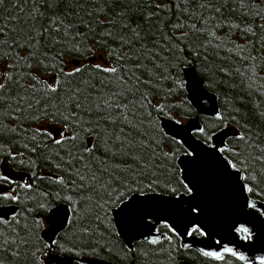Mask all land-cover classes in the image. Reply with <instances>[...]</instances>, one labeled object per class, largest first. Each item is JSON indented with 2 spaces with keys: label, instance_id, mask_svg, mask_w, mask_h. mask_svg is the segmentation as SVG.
<instances>
[{
  "label": "trees",
  "instance_id": "trees-1",
  "mask_svg": "<svg viewBox=\"0 0 264 264\" xmlns=\"http://www.w3.org/2000/svg\"><path fill=\"white\" fill-rule=\"evenodd\" d=\"M0 27V176L9 177L0 179V206H17L0 219V264H46L49 252L117 264H248L185 248L165 223L166 237L130 248L112 212L140 190L189 194L178 164L188 151L162 126L170 118L199 117L204 132L195 135L207 143L234 126L223 153L264 201V0H0ZM189 66L217 96L218 117L189 101ZM61 203L69 222L50 245L44 218Z\"/></svg>",
  "mask_w": 264,
  "mask_h": 264
},
{
  "label": "water",
  "instance_id": "water-1",
  "mask_svg": "<svg viewBox=\"0 0 264 264\" xmlns=\"http://www.w3.org/2000/svg\"><path fill=\"white\" fill-rule=\"evenodd\" d=\"M183 73L188 99L198 114L218 117L217 96L205 87L197 68L186 67ZM162 126L170 137L182 141L187 151L195 153L194 156L183 153L178 158L182 178L193 187V193H146L143 197L139 193L130 195L112 212L119 237L130 248L140 240H159L167 235L159 231L158 226L167 222L175 229L185 248H195L201 253L219 252L222 255L231 254L224 251L231 248L246 258L244 262L260 264L264 258V201L252 197L245 190L248 185L243 173L238 168L235 171L228 169L225 160H231L217 151L224 146L227 138L237 135V129L226 127L213 135L212 143H207L195 135L202 127L199 117L188 118L185 123L170 118L163 120ZM6 173L19 179L30 177L26 173ZM5 190L6 187L0 185V193ZM249 204L255 207H249ZM193 208H199V213H193ZM16 211L15 204L0 206V219H9ZM70 214L69 205L61 203L45 216L42 237L50 245L67 227ZM197 225L207 235H189L192 227ZM239 228H247L251 239H245V233L239 232ZM45 262L117 264L97 257L80 258L52 252L48 253Z\"/></svg>",
  "mask_w": 264,
  "mask_h": 264
},
{
  "label": "snow or ice",
  "instance_id": "snow-or-ice-1",
  "mask_svg": "<svg viewBox=\"0 0 264 264\" xmlns=\"http://www.w3.org/2000/svg\"><path fill=\"white\" fill-rule=\"evenodd\" d=\"M2 32H3V29H2V27H0V33H2ZM182 38H183V34H182ZM96 67L98 69L104 71V72L113 73V74L118 71V69L116 67L101 68L100 65H96ZM80 70H81L80 68H76V69L73 70V72L67 73V75H74L75 72H79ZM4 76H5L6 79L9 78L7 73H5ZM145 83H147V81H145ZM4 87H5L4 84H0V90L4 89ZM49 90L55 92L57 89H56L55 86L49 85ZM77 106H79L78 103H77ZM159 107L161 108V110L163 109V106L162 105L159 106ZM66 119H67V117H66ZM199 131L201 133H203L204 132V129L203 128H200ZM75 138H76L75 136L71 137V139H75ZM64 139H67V137H65ZM64 139H56L55 137H53L54 143H56V144H62L64 142ZM241 139H243V137H241ZM177 142L178 143H182V141H177ZM94 148H95V145L94 144H89V147H88L87 150L89 152H91ZM217 151L223 153L225 151V149L224 148H219V149H217ZM186 154L188 156H194L195 155V153L193 151H191V150H189ZM225 164H226V166H227L228 169H231V170H234V171L237 170V166H236L235 163H233V162H231L229 160H225ZM0 179L7 181V180H9V177H7V176H0ZM81 179H83V177H81ZM93 179H95V177H93ZM152 183H155V181H153ZM152 183H150L149 185H147V187L148 188H151L152 187ZM182 183H183V187L185 188V190L189 194H192L193 193V187L190 186V184L188 182H186V181H182ZM28 187H30V186H28ZM245 190L247 192H249V193L253 191V189L251 187H248V186H245ZM173 191H175V189H173ZM139 195L141 197H143V196L146 195V193L144 191L140 190L139 191ZM5 198H9V197L7 195H5ZM10 198L13 199V200L17 199V197H15V196H11ZM249 207H255V205L254 204H249ZM199 211H200L199 208H193L192 209V212L193 213H199ZM164 223H165V225L167 227L170 228L171 231L175 232V229L174 228H171L170 225H167V222H164ZM238 231L239 232H242V233H245V237H244L245 239H251V236L249 234V230L247 228H239ZM194 232H200L201 235H207V233L204 232L203 229L200 228L198 225L197 226H193L192 229H191V231L188 234L191 235ZM151 242L152 243H156L157 241L156 240H152ZM52 243L55 244L56 241H53ZM224 251L225 252H228V253H231L233 256H236L237 259H239V260H245L246 259L243 255H238L231 248H225ZM204 255L205 256L214 257L217 260L223 259V255L221 253H219V252H210L209 251V252H204ZM260 264H264V258H262L260 260Z\"/></svg>",
  "mask_w": 264,
  "mask_h": 264
},
{
  "label": "rangeland",
  "instance_id": "rangeland-1",
  "mask_svg": "<svg viewBox=\"0 0 264 264\" xmlns=\"http://www.w3.org/2000/svg\"><path fill=\"white\" fill-rule=\"evenodd\" d=\"M105 58H106V55L100 53V55L97 57V61H98L100 64L105 65V64H107V61L105 60ZM108 64H109V63H108ZM75 65H76V64H74V62H73L72 60H70L69 65H68V68L74 67ZM1 69H2V68L0 67V70H1ZM180 121L183 122V123H185V122L187 121V119H180ZM46 126H47V125H46ZM53 131H54V129H53ZM59 131H60L61 134L64 133V131H63L62 129H59ZM57 134L59 135V133H57ZM0 184L2 185V183H0Z\"/></svg>",
  "mask_w": 264,
  "mask_h": 264
},
{
  "label": "flooded vegetation",
  "instance_id": "flooded-vegetation-1",
  "mask_svg": "<svg viewBox=\"0 0 264 264\" xmlns=\"http://www.w3.org/2000/svg\"><path fill=\"white\" fill-rule=\"evenodd\" d=\"M226 255H232V254H226Z\"/></svg>",
  "mask_w": 264,
  "mask_h": 264
},
{
  "label": "bare ground",
  "instance_id": "bare-ground-1",
  "mask_svg": "<svg viewBox=\"0 0 264 264\" xmlns=\"http://www.w3.org/2000/svg\"><path fill=\"white\" fill-rule=\"evenodd\" d=\"M230 127V126H229ZM234 127V126H233ZM226 128V127H225ZM224 129V128H223Z\"/></svg>",
  "mask_w": 264,
  "mask_h": 264
}]
</instances>
